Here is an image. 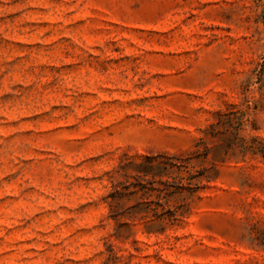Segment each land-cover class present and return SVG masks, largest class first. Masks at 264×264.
Segmentation results:
<instances>
[{"label": "rangeland", "instance_id": "374dc122", "mask_svg": "<svg viewBox=\"0 0 264 264\" xmlns=\"http://www.w3.org/2000/svg\"><path fill=\"white\" fill-rule=\"evenodd\" d=\"M229 108L255 154L211 147L191 194L108 197ZM259 151L264 0H0V264H264Z\"/></svg>", "mask_w": 264, "mask_h": 264}, {"label": "trees", "instance_id": "16d2710c", "mask_svg": "<svg viewBox=\"0 0 264 264\" xmlns=\"http://www.w3.org/2000/svg\"><path fill=\"white\" fill-rule=\"evenodd\" d=\"M233 107L234 105H232ZM230 109L225 112L218 111L219 119L216 122L209 123L204 130V135L196 139L192 148L188 149L184 154L161 151L154 155L145 156L144 160L138 164L137 171L131 175L132 179H134L133 181L124 179L111 181V190L108 193V197L111 200H115L125 190L129 193L141 191L143 194L148 193L149 195L154 192L156 196H159L163 190L170 194L176 192L191 194L199 184H203V179L210 181L216 176L208 173L210 169H212L213 173H217L214 163L216 159H207L211 147L218 150L229 148L242 155L245 153L255 154L254 143L258 141L257 136H250L249 139H246L240 135V131L244 129L245 120L249 119H244V113L240 110L233 111ZM219 133L226 135V137L212 141L213 145H211L212 143L208 142L207 138H214L216 137L215 134ZM259 152L263 153L264 151ZM193 160H195L194 163L192 162ZM220 160L222 161V159ZM196 162H200L201 166L192 170L191 168L194 167ZM180 205H182L181 202H178L177 205H169L167 215H163V212L153 209L152 215L155 219H160L162 224H165L166 221H173L178 215L182 214V212L176 213ZM115 258L114 255H110L102 264H115Z\"/></svg>", "mask_w": 264, "mask_h": 264}]
</instances>
